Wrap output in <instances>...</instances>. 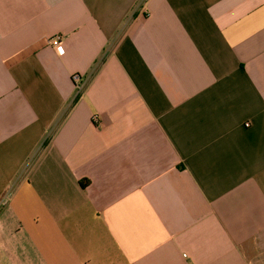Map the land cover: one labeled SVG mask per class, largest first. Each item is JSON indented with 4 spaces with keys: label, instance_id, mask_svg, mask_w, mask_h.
Returning <instances> with one entry per match:
<instances>
[{
    "label": "crops",
    "instance_id": "0c3cea01",
    "mask_svg": "<svg viewBox=\"0 0 264 264\" xmlns=\"http://www.w3.org/2000/svg\"><path fill=\"white\" fill-rule=\"evenodd\" d=\"M0 264H264V0H0Z\"/></svg>",
    "mask_w": 264,
    "mask_h": 264
},
{
    "label": "built area",
    "instance_id": "2783aa9c",
    "mask_svg": "<svg viewBox=\"0 0 264 264\" xmlns=\"http://www.w3.org/2000/svg\"><path fill=\"white\" fill-rule=\"evenodd\" d=\"M47 44L53 47V49L59 53H63V48H62V38L61 36H55L49 40H47ZM71 80L74 85L75 91L77 94H80L83 92L84 89V82L82 77L78 73H74L71 75ZM93 121H97V117L93 116L92 117Z\"/></svg>",
    "mask_w": 264,
    "mask_h": 264
},
{
    "label": "trees",
    "instance_id": "16d2710c",
    "mask_svg": "<svg viewBox=\"0 0 264 264\" xmlns=\"http://www.w3.org/2000/svg\"><path fill=\"white\" fill-rule=\"evenodd\" d=\"M85 184H82V187L84 188Z\"/></svg>",
    "mask_w": 264,
    "mask_h": 264
}]
</instances>
